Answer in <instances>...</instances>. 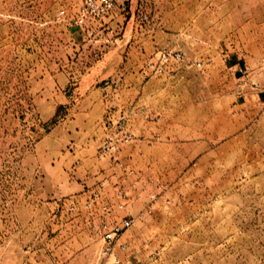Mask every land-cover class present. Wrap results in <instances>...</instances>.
<instances>
[{
    "label": "rangeland",
    "instance_id": "rangeland-1",
    "mask_svg": "<svg viewBox=\"0 0 264 264\" xmlns=\"http://www.w3.org/2000/svg\"><path fill=\"white\" fill-rule=\"evenodd\" d=\"M79 7L0 0V264L110 263L90 226L96 212L84 207L106 184H72L87 172L74 170L82 148L125 160L146 190L148 180L163 187L140 211L128 208L136 218L121 264H264V0H120L110 16L76 26ZM168 52L183 62L162 63ZM79 84L125 88L128 102L140 84L142 114L155 124L132 133L130 112H104L97 95L78 103ZM121 118L144 141L101 155L107 124ZM98 120L106 133L88 148ZM231 135L236 158L211 153L201 169L186 158L198 141Z\"/></svg>",
    "mask_w": 264,
    "mask_h": 264
},
{
    "label": "crops",
    "instance_id": "crops-1",
    "mask_svg": "<svg viewBox=\"0 0 264 264\" xmlns=\"http://www.w3.org/2000/svg\"><path fill=\"white\" fill-rule=\"evenodd\" d=\"M81 90H82V87L79 84L78 87H75L72 92L73 95L77 93H81L79 97L77 98L78 103L85 101L86 103L90 105L92 102L90 101L91 96L97 95V98H96L97 103L96 104L93 103V104L95 106L100 105L101 108L104 109V112L109 111L114 114H118L122 111L130 112L128 116V126L131 129L132 133H136V132L148 133L147 130L149 129L150 131L151 129L150 125L155 124L154 122H148L147 118L149 116L146 117L142 114L143 104L141 103V97H140L142 94V88L140 87V84L138 88H136V86L132 88V91H133L132 93L134 95V99L132 100V102H128V100H126V98L123 97L125 95V92L129 91V90H125V88L119 91L118 93H116V95L114 94V92H111V90L108 88L96 89L94 87H88L84 91L80 92ZM157 93L158 92L156 90H151L150 96L157 95ZM136 94L139 95L137 100H136ZM111 95H115V96L111 98L110 97ZM116 97H119V98L117 99ZM94 100L95 99H93V101ZM154 109H156V107H154L153 103L151 102L150 106H147V109L145 111V112H148V114H150V118L153 117L151 114H156V113H152V112H155ZM156 120L157 122H159L158 118ZM91 129H92L91 137H88L87 140L85 141L87 143L88 148L90 147L91 143L92 145L94 144V147H96V144H98V142H101L103 140L104 135L106 133V129L103 128L102 126V120H98V122L95 123V125L93 124V127ZM98 132H101L100 134L101 137L99 138L97 135ZM154 135L156 134H153V136L149 135V137L152 138L154 137ZM137 137H140V136H137ZM238 140H239L238 135H231L229 138L222 139L212 145L210 144L211 141L206 142L205 139L198 141L197 143L192 145L193 152L192 154H187L186 158L188 159L197 158L198 163L195 165L198 166L199 169H201L200 166L202 162L205 159H207L211 155V153L222 152V151H226L227 149H229L230 157L232 156V153H234L233 156L236 158L237 151H238ZM153 145L154 144H152L151 147ZM195 148L198 149L196 152L194 150ZM81 150H82L80 151L81 153L78 152V154L81 155V157L79 156L80 161L77 162V165L74 166V170L76 173L79 172V169H84V171H87V172H84L86 175L81 174L80 178L76 176L75 181L72 182V184H75L81 187L83 190L85 188L90 187V185L88 184L90 181L92 185L103 182L109 188H111L113 184H123L124 189L128 193L129 202L125 210L119 213V216H131L133 218H136V214H132L131 212H129L128 208H132L135 206L137 207V209H139L140 204H142L141 203L142 199H145L146 194L150 190L149 188H148L149 190H146L147 186L143 183L144 180L143 181L141 180V179H144V176L141 179L139 177V179L141 180L140 182L137 181L138 178L136 177L129 178L125 176V172H124L125 169L126 170L128 169L127 168L128 165L124 164L126 163L125 160L124 162L116 163V160H117L116 158H114L113 161L102 159V158L100 159L97 157L96 152L95 154H88V153H84L83 151L87 152L89 149L82 148ZM142 157L143 156H139V158H142ZM84 159L89 161V168H87V170L85 166L83 165ZM135 159L136 157L134 156V160ZM103 163L105 164L104 166H103ZM139 175L142 176L143 173H140ZM125 179H127L126 182L124 181ZM141 209H139V211ZM125 234L126 233H124L121 236L119 240L120 244L126 243V241H124ZM56 249H60V248H56Z\"/></svg>",
    "mask_w": 264,
    "mask_h": 264
},
{
    "label": "built area",
    "instance_id": "built-area-1",
    "mask_svg": "<svg viewBox=\"0 0 264 264\" xmlns=\"http://www.w3.org/2000/svg\"><path fill=\"white\" fill-rule=\"evenodd\" d=\"M119 1L80 0V7L74 18V24L76 26H85L90 21L110 16L119 6ZM63 15L64 11L58 13L59 17H63ZM142 19H146V17ZM183 60V55L180 52H168L163 56L162 63H181ZM200 65V63H196L197 67ZM156 71L160 73L162 69L158 68ZM107 130V137L99 149L100 154L103 156H113L122 145L144 141V139L135 138L128 133L123 118L109 125L107 124ZM124 172L125 176L129 178L136 177V173L133 170L125 169ZM124 181L126 182L127 179ZM147 184L152 191L160 192L163 190L162 185L155 180H148ZM151 199L153 202V195H151ZM128 202V193L124 189L123 184H113L110 189L107 185H100L84 205L87 210L96 212L94 214L96 218L92 219L90 226L93 235L102 244L101 254L106 260L110 261L109 264H121L117 251L119 249L125 250L127 246L123 243L120 244L119 240L124 232L129 230L135 222V219L131 216H119V213L127 207ZM70 210H75L74 204L71 205ZM147 213L150 214L151 210H147Z\"/></svg>",
    "mask_w": 264,
    "mask_h": 264
}]
</instances>
